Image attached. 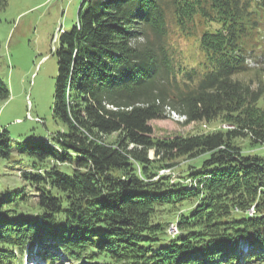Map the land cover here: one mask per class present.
<instances>
[{"label": "trees", "instance_id": "16d2710c", "mask_svg": "<svg viewBox=\"0 0 264 264\" xmlns=\"http://www.w3.org/2000/svg\"><path fill=\"white\" fill-rule=\"evenodd\" d=\"M197 22L217 26L188 63L170 23L193 34ZM263 30L264 0H82L53 51L54 127L18 143L0 130V159L20 161V183L0 185V264L26 251L49 264H264V159L237 141L264 145V86L237 77L260 64ZM170 111L231 127L154 136ZM182 157L187 173L159 174Z\"/></svg>", "mask_w": 264, "mask_h": 264}, {"label": "rangeland", "instance_id": "374dc122", "mask_svg": "<svg viewBox=\"0 0 264 264\" xmlns=\"http://www.w3.org/2000/svg\"><path fill=\"white\" fill-rule=\"evenodd\" d=\"M81 1L7 0L6 5L0 8V80L9 90L8 98L0 99V130L7 129L13 142L47 135L54 127L51 106L57 72L56 55L53 52L57 45V31L60 27L64 30L73 26ZM216 26V22L205 26L198 23L197 29L191 34L190 29L184 33L170 23L169 43L175 50H182L186 62L193 63L199 55L197 41L201 31ZM256 56L260 64L250 61L252 69L237 74V77L250 80L254 86H264V48L258 49ZM184 119V115L170 111L166 118L151 120L153 135L163 138L227 126L219 119L189 123H184ZM114 139L115 136L111 135L106 140L112 142ZM237 141L244 150L257 152L264 159V145L250 146L245 138H238ZM149 155L153 156L152 150ZM191 162L183 157L178 158L172 161V167H162L158 172L170 174L175 179L177 175L187 173L188 170L183 171V168ZM19 165L18 160L0 159L2 188L6 187V183H20L15 176L11 177L14 174L18 177ZM34 201L31 200L32 204ZM170 217L168 214L166 219L171 221ZM170 226L168 233L173 234Z\"/></svg>", "mask_w": 264, "mask_h": 264}]
</instances>
